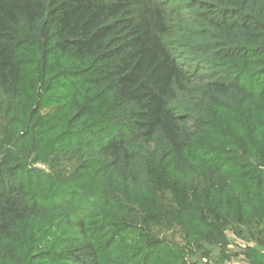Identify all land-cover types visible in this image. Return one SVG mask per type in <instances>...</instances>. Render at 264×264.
<instances>
[{"label":"trees","instance_id":"obj_1","mask_svg":"<svg viewBox=\"0 0 264 264\" xmlns=\"http://www.w3.org/2000/svg\"><path fill=\"white\" fill-rule=\"evenodd\" d=\"M232 256L264 264V0H0V264Z\"/></svg>","mask_w":264,"mask_h":264},{"label":"rangeland","instance_id":"obj_2","mask_svg":"<svg viewBox=\"0 0 264 264\" xmlns=\"http://www.w3.org/2000/svg\"><path fill=\"white\" fill-rule=\"evenodd\" d=\"M231 239H233V237H231V235H229ZM234 241H230L229 244L227 245L228 250H230L231 252H233L234 250L237 249L238 246L241 245V242L238 240L233 239ZM214 254L217 253V248L213 249ZM224 263L227 264H242L241 260L239 257H230L228 260H226L225 258L222 259Z\"/></svg>","mask_w":264,"mask_h":264}]
</instances>
